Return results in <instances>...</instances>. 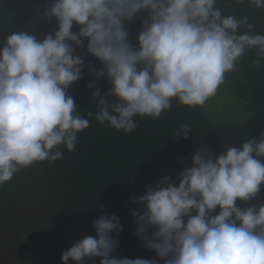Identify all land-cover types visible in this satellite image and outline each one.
I'll use <instances>...</instances> for the list:
<instances>
[{
  "label": "clouds",
  "instance_id": "clouds-1",
  "mask_svg": "<svg viewBox=\"0 0 264 264\" xmlns=\"http://www.w3.org/2000/svg\"><path fill=\"white\" fill-rule=\"evenodd\" d=\"M217 2L51 0L42 17L55 19L54 33L43 39L23 31L8 34L0 46V188L21 169L75 150L78 133L90 121L68 90L85 69L94 78L87 87L95 89L90 97L97 106L87 116L132 133L136 117L158 120L174 99L203 106L246 51L256 50L259 68L264 35L252 34L247 16H225ZM248 2L264 7V0ZM141 13L146 18L134 45L126 23ZM85 54L103 67L87 65ZM100 78L111 84L104 94L96 84ZM190 131L184 124L175 136L190 139ZM262 157L264 132L218 155L195 150L191 167L178 172L176 181L165 176L146 185L132 201L140 207L131 215L134 235L154 258L115 255L123 228L115 214L104 213L92 221L95 236L64 251L61 264L93 258L99 264H264V203H238L254 201L261 192Z\"/></svg>",
  "mask_w": 264,
  "mask_h": 264
},
{
  "label": "trees",
  "instance_id": "trees-1",
  "mask_svg": "<svg viewBox=\"0 0 264 264\" xmlns=\"http://www.w3.org/2000/svg\"><path fill=\"white\" fill-rule=\"evenodd\" d=\"M50 3L51 0H0V46L8 34L15 32H27L36 35L37 39L54 33L57 30L55 19L49 21L42 17ZM216 6L225 16L233 15L236 19L247 16L248 22L254 26L252 34L264 35V7L258 8L248 0L244 3L218 0ZM145 18L146 14L141 13L137 19L126 23L129 39L134 45ZM78 30L74 24L72 31ZM239 31H246V28ZM84 43L86 45L87 41ZM82 51L86 50L77 49V54ZM83 58L87 65L97 69L103 67L91 55L85 54ZM257 59L255 49L246 51L235 69L225 74V81L215 96L203 106L190 108L174 99L171 109L163 112L158 120L136 117L138 127L132 133L118 131L107 123L101 124L95 115L87 116L88 112L95 114L97 106L90 97L95 89L87 87L94 78L85 69L82 78L71 85L68 92L80 108L81 116L89 119V127L78 133L74 151L63 149L61 159L46 160L42 172L49 182L48 192L58 199V203L45 216L41 228L34 232L23 230L21 235L43 244L55 259L61 260L62 253L73 240L95 236L92 221L104 213L115 214L123 228L116 237L118 248L115 255L124 257L135 238L136 224L131 211L140 207L132 201L144 194L146 185H155L165 176L176 181L178 172L191 167L195 150L208 148L218 155L250 138H260L264 132V59L259 68L254 63ZM96 84L101 94L111 87L106 78H100ZM222 91L245 103L244 112L237 119L240 122L226 127L213 126L204 111L206 108L211 120L217 118L216 111L210 106ZM184 124L191 127L190 139L177 140L175 131ZM261 160L264 161V157ZM4 191L3 186L0 188V204L7 202ZM238 203L240 207L264 203V185L254 201ZM93 261L99 264V258H93ZM0 264L7 262L2 260Z\"/></svg>",
  "mask_w": 264,
  "mask_h": 264
},
{
  "label": "rangeland",
  "instance_id": "rangeland-1",
  "mask_svg": "<svg viewBox=\"0 0 264 264\" xmlns=\"http://www.w3.org/2000/svg\"><path fill=\"white\" fill-rule=\"evenodd\" d=\"M210 107L216 111L217 118L211 120L205 108L209 122L213 126L226 127L240 122L237 119L244 112L245 103L222 91L216 95ZM45 162L21 169L4 184L3 197L7 202L0 204V263L3 260L7 264H61V260L55 259L49 248L21 235L23 230L34 232L41 228L45 216L58 203V199L48 192L49 182L42 172ZM82 238L73 240L67 250ZM124 257L152 259L155 253L146 249L135 236ZM69 264L75 262L69 261ZM84 264L95 263L93 259H86ZM159 264H163V261Z\"/></svg>",
  "mask_w": 264,
  "mask_h": 264
}]
</instances>
